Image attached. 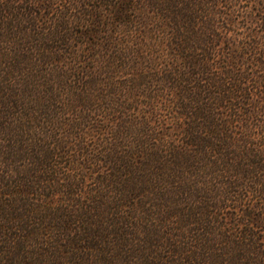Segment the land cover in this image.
Here are the masks:
<instances>
[{
  "label": "trees",
  "instance_id": "16d2710c",
  "mask_svg": "<svg viewBox=\"0 0 264 264\" xmlns=\"http://www.w3.org/2000/svg\"><path fill=\"white\" fill-rule=\"evenodd\" d=\"M95 1L99 8L110 6L108 24L123 31L100 30L104 16L97 20L95 8L83 12L85 29L67 26L69 15L62 12L48 31L33 28L27 37L21 29L22 42L12 44L14 36L2 27L12 29L16 14L34 22L33 7L44 8L30 0L18 12L0 2V108H7L0 114V154L6 153L4 160L14 157L13 145L6 146L14 141L2 136L8 130L21 136L23 123L11 108L34 94L29 87L38 86L32 74L38 64H57V94L76 96L72 104H124L123 116L138 119L145 132L150 116L166 106L178 121L171 127L178 128L180 139L165 149L150 147L146 163L138 160L142 144L133 146L124 136L111 141L103 130L89 145V130L72 138L66 130L75 127L59 123L58 152H80V166L95 183L113 188L106 196L110 200L102 196L83 206L76 203L81 194L66 188L69 195L57 207L38 208V225L30 219L38 201L23 189V174L5 171L0 194L14 206L11 221L22 232L16 252L33 242L41 226L56 228L42 225L48 218L57 221V256L51 260L60 264H264V0ZM134 9L136 19L129 16ZM52 86L45 92L56 89ZM140 98L145 103L138 106ZM16 182L21 190L10 191ZM173 192L185 202L168 200ZM227 208L234 219L227 218ZM133 223L142 224L143 231ZM44 255L36 251L26 264H49Z\"/></svg>",
  "mask_w": 264,
  "mask_h": 264
},
{
  "label": "rangeland",
  "instance_id": "374dc122",
  "mask_svg": "<svg viewBox=\"0 0 264 264\" xmlns=\"http://www.w3.org/2000/svg\"><path fill=\"white\" fill-rule=\"evenodd\" d=\"M29 1L30 0H17L18 3H14L12 1L8 2V0H0V2L2 3L10 4V6L15 8V10H17L18 12H21L20 6H28L27 4ZM36 1L38 6H40L41 4L44 9L39 10L38 8L33 7V9L35 10L34 16L36 17L34 22L29 23V21H26L28 18L24 17V14L23 18L16 14L15 16H12V18H14L15 20V24L14 26H12V29L11 26L2 27L4 33L9 32L14 36L13 39L9 40L11 44L12 41L14 43L22 42L21 39L17 38V36H20L22 34L21 29L26 30L25 36L27 37L28 35L33 34V28H41V31H43L45 28L46 30L47 28L51 29L53 24L60 19L62 12H64V15H69L67 19L68 21L65 23L67 26L77 31H79L80 29H85L88 23L86 21L88 17L83 15V12L86 14L87 12L95 8L96 16H98L96 18L97 20L99 16H104L102 17L104 19L102 22L103 24L100 25V30L104 31L105 33L108 31H123L119 30L122 27H116L117 25L108 24L110 17V6L104 3L102 4L101 8H99V4L95 0ZM113 3H115L114 0H111L110 4ZM129 16L133 19H136V17L138 16V12L135 9L131 10L129 12ZM74 18L75 21H73ZM64 20L66 19L64 18ZM133 27L134 26H131L130 28ZM25 41L29 43L30 39H26ZM36 71L37 72H32V74H35L38 86L33 85L34 88L33 86L29 87L31 89V93L34 94L29 93L30 95L22 98V103L18 105L19 108H11V110L15 111L16 117L21 120L23 126L22 131L19 132V134H21L20 137L15 138L13 134H10V130H8V133H5L2 136L5 139L14 141V143H7L6 146L10 147L11 145H13L12 148L15 153L14 157L7 158V160H4V158L6 159V153L0 154V160H4L3 167L0 166V174L5 173V171L7 172V170L8 172L9 170H12V172L23 174L25 180L24 183L21 184H25V187H23V189L29 190V196L33 200L38 201L34 207L35 214H31L30 217L31 221L35 222L36 220V222H39L38 225H41V221H37V217L39 216L38 208H42L41 206H43L44 203H51L52 205L57 207V204H59L69 195V193H67L65 190L66 188L68 189V191L73 189V194H81V196L78 197L76 203L82 204L83 206H89L92 201H96V199H99L102 196L105 198V200H110L106 196L109 193V189H113L109 185L100 184V186H98V184L95 183L93 175H90V172L88 170L86 171L85 168L83 169L80 166V152H68V154L71 155H65L64 153L58 152L59 150L57 146V138L60 135L59 131L63 132V126H61V129H59L60 127H58L60 126L59 123L62 122L63 124L66 123L75 127V130H69V128L66 130L68 134L70 133L69 135L72 138H74V135L79 136L78 134L83 137L82 131L89 130L90 133L87 141L89 145H93L98 142L99 138H95L97 137V132H101L103 130L104 136H106L105 138H111V141H113V138H115L116 136H124L125 140H128V142L133 146L137 147L139 146V144H142L143 153L141 157H138L141 159L138 160L146 163L148 162L147 158L149 159L150 154L152 153V151L149 149L150 147L158 145L161 149H165L166 147L171 146L172 141L170 140L174 139L175 141H178V139H180L178 128H174L175 126L171 127L172 125H175V122L178 121H175V117H173L172 113L170 114L171 110L169 108H166V106L161 107L162 111H160L159 114L156 113L155 115L150 116L148 131L145 132L144 130H142L141 125L137 123L138 119H134L136 120L135 122L129 116H127V118H125L126 116H123L122 112L125 110L124 104H122L120 107L116 106L115 104L112 105L110 103L109 105H107L108 103L105 104L103 102L102 104H96L84 108L83 106H76L74 105V103H71L70 100L77 99L76 96L65 97L63 95L57 94V75L59 74V72L57 71V64L53 63L48 66L44 64H38V68ZM123 75L124 74H121L120 78H124ZM17 79L21 81L22 77L18 76ZM50 82H52V87H56V89H54L51 93H48L45 92V90L47 86H49ZM41 83H43V85H40ZM42 90L44 92H41ZM38 92L40 93L37 94ZM140 100L141 101L138 102V106L145 103V99L140 98ZM143 109L147 111L145 107ZM0 114H7V108L2 106L0 108ZM158 118H164L166 121L161 120L162 122H164L163 124H161L158 121ZM3 119L4 120L2 121L7 120V118L5 117ZM65 128L67 127H64V130ZM93 135H95V137ZM85 137H87V134ZM161 137L167 139V141H169V144L168 142H163L164 140L161 141ZM155 138L157 139L155 140ZM68 139L70 140V138ZM61 150L62 149H60V152ZM71 159L76 162L74 163V165H70L71 161L69 160ZM152 164L154 163L151 162L149 166L143 167V169L147 172L150 171V167L152 166ZM97 169L98 168H95V170ZM57 180L62 185H59V183L57 185ZM19 183L20 182L14 183L13 186L10 187V191L21 190V185H19ZM35 187L37 189L41 188V191H35ZM57 188L65 191H63L62 195H56L52 198L46 199L45 195H48L51 190L57 191ZM94 191H97V194H93ZM0 192H4V190L1 189ZM29 196L22 195L21 197L29 198ZM168 197H170L168 199L170 201H172L173 198V202L175 200V203H178L176 202V200L179 202H185L184 199H182V197L177 194V192H173V194H170V196ZM71 198H73V195H71ZM255 199L258 203L261 202V199L259 197H255ZM123 202L129 203V199H126ZM245 202H247V200ZM229 204L232 205L231 202ZM226 210L227 211H225V214L227 218H235L237 216L233 214L234 211H232L230 208H227ZM217 212L219 214L221 213V211ZM13 216L14 206L11 205L8 197L0 194V264H3L2 262L8 264H26V262L31 260L30 256H32V254L36 251L44 252V256H46L44 258H46V260L50 259L49 264H60L59 261L57 262V260H51L53 258V255L57 256V251H55L57 250V221H52L48 218L42 221V225H53L56 228L51 229L48 226H41V228L37 230V235L33 238V242L31 243L30 241H27L25 244V249L22 252H16L18 236H20L22 232L20 224L18 222L11 221V217ZM139 216L142 217L141 214ZM233 219H231V221ZM226 221L229 222L230 219ZM133 224L137 225V229L140 232L143 231L144 226L142 224ZM128 231L133 232V229H128ZM135 237H139V234L135 235ZM28 252L30 253V255L28 254ZM11 256L12 260L10 259ZM61 264L72 263L61 261Z\"/></svg>",
  "mask_w": 264,
  "mask_h": 264
}]
</instances>
